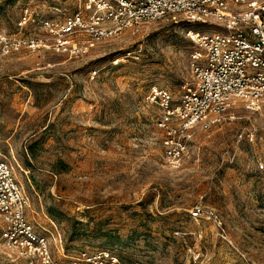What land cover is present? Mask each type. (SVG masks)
<instances>
[{"label": "rangeland", "instance_id": "rangeland-1", "mask_svg": "<svg viewBox=\"0 0 264 264\" xmlns=\"http://www.w3.org/2000/svg\"><path fill=\"white\" fill-rule=\"evenodd\" d=\"M77 6L0 0V159L52 256L109 250L123 263L264 264V104L196 129L170 164L150 93L190 81V26L150 22L80 56L18 43L47 37L42 21ZM197 203L217 218L191 217ZM0 264L26 262L0 245Z\"/></svg>", "mask_w": 264, "mask_h": 264}, {"label": "built area", "instance_id": "built-area-1", "mask_svg": "<svg viewBox=\"0 0 264 264\" xmlns=\"http://www.w3.org/2000/svg\"><path fill=\"white\" fill-rule=\"evenodd\" d=\"M158 20L188 24L186 36L196 47L190 53V81L178 93L156 88L150 93L161 107L158 125L164 151L176 166L196 129L235 118L237 107L254 112L264 104V1L78 0L77 8L61 21H42L47 37H26L18 43L80 56L95 43ZM258 167L264 168V163ZM25 210L26 197L13 167L0 159L2 247L26 264H138L123 263L109 250L82 252L75 260L58 261L51 254L48 236L34 228ZM204 212L217 218L201 203L189 210L193 218Z\"/></svg>", "mask_w": 264, "mask_h": 264}]
</instances>
